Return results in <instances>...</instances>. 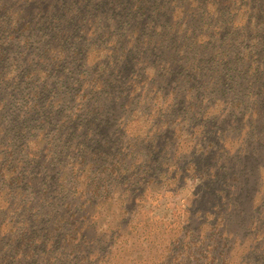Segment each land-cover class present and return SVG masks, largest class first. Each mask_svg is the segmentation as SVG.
Returning <instances> with one entry per match:
<instances>
[{
	"label": "rangeland",
	"instance_id": "1",
	"mask_svg": "<svg viewBox=\"0 0 264 264\" xmlns=\"http://www.w3.org/2000/svg\"><path fill=\"white\" fill-rule=\"evenodd\" d=\"M63 1H19L16 3V8L28 15L25 23L27 29L14 31L15 28H7L6 38H0L5 41L0 48V168L4 164V157L7 156L10 162H19L18 170L21 171L22 162H26L29 158L24 155L29 151L36 168L45 164L49 153L46 152L42 127L49 129L48 133L51 135L49 139L53 138L55 141L61 135L56 134L58 129L54 127V122L51 128L46 124L45 119L48 115L42 108L44 103H39L37 106L35 104L39 99H43V94H45L44 97H51L54 101L64 98L61 105L54 106L52 103L51 109L55 112V121L58 120L56 110L65 109L69 113H76L75 98L83 93V81H88L89 77L94 72H99L101 67L103 75L109 76L110 82L113 80V86L107 90L102 89L100 93L95 90V96L100 97L104 103V115L108 113L107 107L111 109L112 115L109 116L108 123L104 122L97 128L99 133L95 136L105 137L99 143V148L86 140L87 133L77 127L79 134L74 132V138L77 140L75 145L78 144L80 147L75 150V147L70 148L66 145L63 152L68 155V159L57 152L59 158L53 164H57L58 167L46 165V168L40 171L38 177H42L43 181L37 178V189L42 190V182H47L50 187L46 190L48 198L46 203H40L38 196L29 193L21 195L22 201L19 203L22 205L15 199L3 200L0 204V224L6 236L0 243V248L1 250L9 249V252L3 254L0 252V264H134L135 261L144 259L142 255L145 257L150 255L151 258L156 256L153 261L155 264H264V223H257L260 236L253 243L252 239L256 235V229L251 222L254 212L246 213L251 211L248 206L254 201L259 202L257 207L260 208L256 211V216L262 209L264 210V190L259 192L256 188L253 192L249 186H246L249 183L247 177H254L257 173L262 176L263 157L255 160L246 152L248 144L259 146V150L264 148V140L255 138L264 130V126L257 127L251 122L244 124L245 113L230 114L228 108L222 111V114L216 112L205 118L186 122L187 133L182 135L183 138L180 140L173 139L176 142L174 151L170 152L168 159L160 160L167 165V168L172 167L171 175H177L176 180L171 182L173 184L152 194L143 193V197H147L146 202H142V205L129 203L126 207L128 214L124 217L121 216L122 209L114 210L119 214L117 225L114 227L126 233L125 238L115 240L114 237L112 238V233L109 239H104L87 230L86 244L76 239L78 237L73 233L74 228L71 223L73 219L69 215L71 210H75L76 217L78 216L77 196L86 200L90 198L94 187L98 184L97 180L100 177L98 170L101 163L108 160V166L116 163L119 165L116 170L119 175L112 179L113 184L128 186L131 183L129 181L133 173L132 170L125 171L128 160L124 159V156L132 157L128 153L130 148H133V141L129 142L122 137L126 119H121L122 113H116V110L125 102L126 106L129 102L127 95L134 93L130 80L140 76V71L137 69L139 58L133 59L125 52L124 56H121L114 51V48L120 49L123 43H117V39L113 40V33L107 37V42L110 40L117 43L116 47L105 43L103 38L109 32L107 28L109 24L117 25V23L125 22L126 34L139 24L135 17L130 22V16L125 13L122 17L117 15V18H114V13L108 16L113 0H91L90 16L97 18L95 21L100 23L109 19L106 27L102 25L106 23H101L99 27L94 28L101 37H91L87 34L93 28L89 29L90 23L87 21H85L86 27L76 23L79 27L77 26L75 31L70 25L65 27L64 24H60L58 29H61V33L65 30L64 35L68 36L66 41H61L67 56L66 63L54 66L53 56H49V53L46 56L43 54L45 50L43 45L46 48L48 45L52 46L50 44L55 40L53 31L58 33L56 28L59 25L57 24L63 18L51 17L47 11V5L54 4L59 12L57 16H60L63 12L61 11ZM114 12L116 13L117 10L114 9ZM202 21H198V28ZM3 27L6 26L0 25V29ZM120 29L125 28L121 26ZM228 32L233 36L238 33V31ZM206 33L209 36L219 37L218 34L209 30V26ZM9 36L14 39L9 40ZM10 42L14 45L9 49ZM99 48L100 54L104 57L101 58L98 54V57L94 58L92 50ZM204 48L208 54L215 55L214 61L205 65V59L198 58L196 67L199 69L196 76L205 75V66L221 72L224 65H228V60L222 54L221 43L216 42L212 44V47L205 43ZM216 49H219V52ZM231 50L229 49L226 57L232 58ZM238 59L239 55L233 56V62L229 65L237 62ZM232 80L233 78L228 80V85L235 84ZM177 81L179 80L175 77L172 78V83ZM35 93H38L39 97L35 98L34 102H30L29 97ZM191 95L201 101L205 100V91L202 89L194 90ZM213 96L218 97V94L213 93ZM141 105L140 101L129 103V106H135L134 110ZM82 118L84 119V114ZM120 127L122 130L117 131ZM66 128L69 130L70 127ZM110 129L116 131L117 135H109ZM66 130L64 129L65 132ZM67 140L69 138H64L57 144L63 145ZM83 143L85 145L82 147ZM137 147L139 149V146ZM140 147L142 148L141 145ZM51 149H54V146ZM58 151L62 152L60 149ZM141 153L139 150L135 151L134 155L140 156L137 158L138 162L144 159L145 164L151 161L150 165H152L153 161ZM50 154H54V151ZM175 156H178L177 160L174 159ZM217 161L219 164H216ZM58 168H61L62 172L55 175ZM134 171L137 173L136 170ZM5 173L6 171L1 172L3 175ZM109 173V170L105 171L103 177H107ZM168 173L166 169L162 172L153 170L148 174L147 180L157 181L161 179L160 175H168ZM111 177L113 174L109 176ZM234 177H237V181L233 180ZM260 187L264 189V184ZM68 190L72 193L68 194L65 202L58 203L56 207L52 197L56 195L54 193L61 191L67 194ZM74 191L77 194H74ZM223 192L230 201L232 200L228 211H222L221 193ZM19 196L17 192L14 195L16 199ZM224 212L228 215L224 217L226 221L218 230H215L216 224H219L218 218L224 216L221 214ZM59 218H62V222H58ZM262 218L264 221V213ZM56 223H61L62 229L50 236L49 233ZM35 225H37L35 231L38 236L44 233L47 235L39 242L23 240L18 246H26L31 250H23L22 256L14 259L10 254L9 232L13 231L17 236L23 232L25 236L26 226L33 228ZM205 225L215 230L218 237L205 236ZM42 228L44 232H39ZM127 233L130 234L127 235ZM171 233L176 234L174 238L169 236ZM67 235L71 244L65 242ZM49 237L52 238L50 246L46 243ZM15 239L18 241V238L15 237ZM91 246L93 249H90Z\"/></svg>",
	"mask_w": 264,
	"mask_h": 264
},
{
	"label": "trees",
	"instance_id": "2",
	"mask_svg": "<svg viewBox=\"0 0 264 264\" xmlns=\"http://www.w3.org/2000/svg\"><path fill=\"white\" fill-rule=\"evenodd\" d=\"M19 1L30 0H0V25L6 26L0 29V38H6L7 28H15L14 31L27 29V24L25 23L28 15L21 9L16 8V3ZM111 4L113 6L108 12V16L114 13V18H117V15L122 17V14L125 13L130 16V22L135 17L137 24H139L131 31H128L127 34L125 22H122V24L117 23V25L109 24L107 27L109 32L103 38L105 43L112 44L113 47H116L119 42L123 43L120 49L114 48V51L119 55L124 56L125 52L130 54L133 59L139 58L137 69L140 71V76L130 80V86L133 88L132 92L134 93L127 95L129 102L126 106L125 102L121 108L116 110V113H122L121 119H126L123 124L125 128L121 133L122 137L129 142L133 141V148H130L128 153L132 157L124 156V159L128 160V166L125 171L132 170L133 175L128 186L127 184H113L112 179L119 175L116 171L119 165L116 163L108 166V160H106L99 167L100 177L97 180L98 184L94 187L90 198L86 200L77 196L79 199L78 216L76 217L75 210H71L69 217L73 219L71 223L74 228L73 233L78 237L76 239L84 244L87 243V230L92 231L95 236H101L104 239H109L112 233V238L114 237L115 240L125 238L126 233L118 231L114 227L117 225L119 218V214L114 212V210L122 209L121 216L124 217L128 214L126 207L129 203L134 202L142 205V202H146L147 197H143V193L149 192V194H152L154 191L162 190L165 186L173 184L171 182L176 180L177 175H171L172 167L167 168V165L161 163L160 160L168 159L170 152L174 151L176 145L174 141L182 139V135L187 133L186 122H192L194 119L201 117L205 118L216 112L222 114V111L228 108L230 114L245 113L244 124L251 122L257 127L264 126V0H113ZM90 8L91 0H64L63 7H61L63 12L60 16H57L59 12L56 6L50 3L47 5V11L51 17L63 18L57 24L59 26L56 30L60 27V24H64L65 27L70 25L71 29L75 31L77 26L79 27L78 24L86 27L85 21H87L90 23L89 29L93 27L87 34L91 37L99 38L101 34L99 35L94 28L99 27L101 23H108L109 19L101 23L95 21L97 18L90 16ZM114 9L117 10L116 13ZM200 20L203 21L198 28L197 23ZM107 23L102 25L106 27ZM121 26L125 29H120ZM208 26L209 30L218 34L219 37L209 36L206 33ZM60 30L58 29V33L53 31L55 40L50 44L52 46L49 47L48 45L46 48L43 45L45 49L43 54L46 56L49 53V56H53L52 63L54 66L66 63L67 53L62 48L61 41H66L68 36L64 35L65 30L63 33ZM228 31H238V33L233 36ZM112 33L114 35L113 40L117 39V43L110 40L107 42V37H110ZM8 39L13 40L14 38L9 36ZM216 42L221 43L222 54L228 60V65H224V69L221 72L214 71L210 66H205V75L196 76L197 69H199L196 67L198 58L205 59V65L214 61L215 55L212 53L208 54L204 48L205 43L212 47V44ZM4 44L5 41L0 40V48ZM13 45L14 43L10 42L9 49ZM104 46L106 47L107 45L105 44ZM229 49H232V58L235 55L237 57L239 55L237 62L235 61L231 65L229 64L233 62L232 58L226 57ZM216 50L219 52V49ZM100 52V48L92 50V55L97 58ZM99 57L103 58L104 55L100 54ZM184 57L186 58L184 59ZM149 63L151 64L149 65ZM106 77L107 79L105 80ZM173 77L179 81L172 83ZM231 78H233L232 81L235 83L233 86L228 85V80ZM110 79L106 74L103 75L102 67L99 72H94L88 81H83V93L77 95V99L75 98L76 113H69L65 109L56 110L57 121H55V112H53L51 106L61 105L64 98H58L57 101L60 102H57L51 97H44L43 95L45 94L42 95L43 99H39L35 106L39 103H44L42 108L48 115L45 119L46 124L51 128L54 122V127L58 129L56 134L60 133L61 136L55 142L53 138L49 139V136H51L48 133L49 129L42 127L41 131L44 130L46 152L49 155L47 157L48 161L37 166V168L34 166L30 151L24 155V157L27 158L29 156V158L26 162H22L23 168L21 171L18 170L19 162H10L7 156L4 157V164L0 168V204L3 203V200L10 201L12 199H15L20 204L19 202L22 201L21 195L24 193L38 196L40 203H46L48 201L46 190L50 189V187L47 182H42V190L37 189V178L43 181L42 177H38V175L41 170L46 168V165L57 166V164L53 163L58 160V153L68 159V155L63 152L66 149V145H69L68 147L70 148L75 147V150L80 147L78 144L75 145L77 140L74 138V132L79 134L77 127L82 128L87 133L85 136L86 140L99 148V143L105 137L97 138L95 136L99 133L97 128L103 125L104 122H109V116L112 115V112L107 107L108 113L106 116L104 115V103L100 97L95 96V90L100 93L102 89L107 90L112 87L113 80L110 82ZM196 89L205 91V100L201 101L191 95ZM213 93L218 94V97H214ZM38 95V93H35L29 97L30 102H34L35 98L39 97ZM54 96L56 97L57 95ZM132 101H140L142 105L134 110L135 106H129ZM64 104L69 105V103ZM83 114L84 119L82 118ZM87 117L90 119H86ZM43 118L42 120H44ZM50 121L51 123H48ZM67 126L70 127L69 130L66 128ZM64 129H67L66 132ZM121 130L122 127L117 131ZM108 134L111 136L117 135L116 131L111 129ZM64 138H69V140L65 141L63 145L57 144ZM174 138L176 140L173 141ZM255 138L264 140V130L259 132ZM84 145L85 143L81 146L83 147ZM53 146L54 149H51ZM137 146H139V149ZM259 148V146L248 144L246 153L255 160L258 157H263L262 166L264 168V148L262 150H259ZM58 149L62 152H59ZM137 150L142 152L141 155L144 154L146 158H150L153 161L152 165H150L151 161L145 164L144 159L138 162L137 158L140 156L134 155ZM52 151H54V154H50ZM174 159L177 160L178 156H175ZM216 164H219V162L217 161ZM163 169L169 171L168 175H160L162 177L157 181L147 180L150 172L153 170L162 172ZM107 170L110 172L109 175L103 177V173ZM4 171H6V176L1 174ZM61 172L62 169L58 168L55 175ZM111 174H113V177L109 178ZM247 178L249 183L246 186H249L253 192H255L256 188H258L259 192L264 190L262 187L259 188L260 185L264 184V169L262 176L257 173L254 177ZM233 180L237 181V177H234ZM157 182L159 183L158 185ZM151 186L153 187L151 188ZM70 187L73 189L72 185ZM16 192L20 194L18 199L14 197ZM70 193H72L70 190H68L67 194L56 191L54 193L56 195L52 196L56 207L58 203L65 202ZM77 193H79L78 190ZM77 193L74 191V194ZM231 202L232 200L230 201L224 192L221 193L222 211H228ZM255 202L248 206L251 211H246V213L254 212V217L251 220L254 224L253 228L256 229V235L252 239L253 243L260 236L257 223H264L262 218L264 210L262 209L256 216V211L260 210V208L257 207L259 202ZM221 214L224 216H219V224H216L215 230L222 226L226 221L224 217L228 216L225 212ZM58 222H62V218H59ZM39 225L43 224L39 223ZM36 227L37 225L33 228L26 226L25 236L23 232H20L19 236L15 235L13 231L9 232L10 254L14 259L22 256L23 250H31L26 246H18L23 240L39 242L45 238L47 233L38 236L35 231ZM205 227V236L208 235L210 238L218 237L215 230L210 229L208 225H205ZM3 229L0 224V243L6 236ZM61 229V223H56L49 233L50 236L58 233ZM43 230L42 228L39 232H44ZM129 234L127 233V235ZM14 235L18 238V241ZM175 235V233H171L169 236L174 238ZM51 240L52 238L50 237L46 240L48 246H50ZM65 242L71 244L69 235L65 237ZM90 249H93V246ZM8 250H1L0 248L2 254L9 252ZM126 251L128 252L129 250ZM141 257L144 259L135 261L134 264H155L153 261L156 256L151 258L150 255L147 257L142 255Z\"/></svg>",
	"mask_w": 264,
	"mask_h": 264
}]
</instances>
